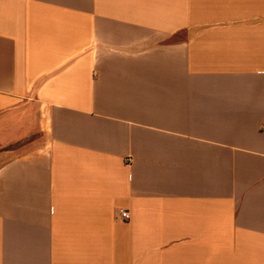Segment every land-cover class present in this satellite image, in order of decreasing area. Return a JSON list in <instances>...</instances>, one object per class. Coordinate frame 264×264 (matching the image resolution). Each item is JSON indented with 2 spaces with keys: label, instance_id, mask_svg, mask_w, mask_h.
<instances>
[{
  "label": "crops",
  "instance_id": "obj_1",
  "mask_svg": "<svg viewBox=\"0 0 264 264\" xmlns=\"http://www.w3.org/2000/svg\"><path fill=\"white\" fill-rule=\"evenodd\" d=\"M0 264H264V0H0Z\"/></svg>",
  "mask_w": 264,
  "mask_h": 264
},
{
  "label": "built area",
  "instance_id": "obj_2",
  "mask_svg": "<svg viewBox=\"0 0 264 264\" xmlns=\"http://www.w3.org/2000/svg\"><path fill=\"white\" fill-rule=\"evenodd\" d=\"M126 161L128 164L132 163V159H130V158L126 159ZM120 217L124 220H128L130 218V213L126 210H121L120 211Z\"/></svg>",
  "mask_w": 264,
  "mask_h": 264
}]
</instances>
